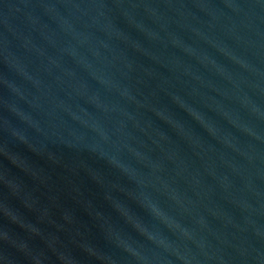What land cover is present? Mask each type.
Instances as JSON below:
<instances>
[{"label":"water","instance_id":"water-1","mask_svg":"<svg viewBox=\"0 0 264 264\" xmlns=\"http://www.w3.org/2000/svg\"><path fill=\"white\" fill-rule=\"evenodd\" d=\"M0 264H264V0H0Z\"/></svg>","mask_w":264,"mask_h":264}]
</instances>
